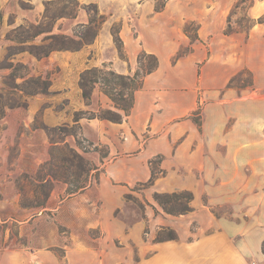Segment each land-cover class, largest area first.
<instances>
[{
  "label": "rangeland",
  "instance_id": "obj_1",
  "mask_svg": "<svg viewBox=\"0 0 264 264\" xmlns=\"http://www.w3.org/2000/svg\"><path fill=\"white\" fill-rule=\"evenodd\" d=\"M128 1L0 0V257L17 251L42 253L47 264H264V127L256 122L247 142L241 136L245 128L233 131L230 99L221 100L225 89L239 94L252 87L251 72L233 75L231 87L208 99L218 105L206 113L196 108L198 131L188 143H172L166 155L144 158L153 136L147 127L137 136V150L109 155L96 129L85 123L93 113L116 110L98 85L84 98L79 80L86 68L123 67L124 43L121 54L115 38L120 21L129 19L133 35L139 28L137 8L122 6ZM166 1L153 0L154 6ZM253 1L218 0L231 5L223 33L245 35ZM167 27L169 37L178 36L173 25ZM197 28L191 21L181 27L192 41ZM38 30L45 31L35 35ZM49 34L82 43L42 55ZM174 43L160 42L167 50ZM190 49L180 44L172 57ZM139 60V66L152 61L144 55ZM119 90L129 98L126 86L117 84L112 92ZM116 157L122 161L114 162ZM149 160L162 171L147 185ZM24 174L53 186L46 208L22 205L18 184L31 180ZM81 184L86 185L81 193H66ZM182 191L192 195L191 210L183 214L164 212L153 197ZM26 196L32 198L30 192Z\"/></svg>",
  "mask_w": 264,
  "mask_h": 264
},
{
  "label": "crops",
  "instance_id": "obj_2",
  "mask_svg": "<svg viewBox=\"0 0 264 264\" xmlns=\"http://www.w3.org/2000/svg\"><path fill=\"white\" fill-rule=\"evenodd\" d=\"M123 4V7L137 8L135 19L139 28L133 35L128 27L129 19L120 21L118 35L124 43L127 60L123 67L112 64V69L118 73H131L142 49L157 56L158 66L144 76L141 88L134 92L130 113L122 122L86 119L85 123L94 127L100 140L108 146L109 155L137 150V136L146 127L153 136L144 158L157 153L168 154L172 143L178 140L179 145L188 143L199 128L190 117L191 113L198 107L206 113L210 106L218 105V101L213 103L208 99H218V90L224 89L229 79L241 69L251 72L252 87L242 89L239 94L225 89L221 100L231 101L236 117L233 131L245 128L246 132L241 136L251 142L255 136L254 124L261 122L260 126L264 127V0H254L248 6L247 15L252 23L244 36L240 31L222 32L230 3L167 0L160 11L154 10L153 0H130ZM188 21L198 24L194 41L182 33L181 27ZM165 25H173L178 36L169 37ZM163 40L175 43L167 50L160 44ZM180 44H189L191 49L173 58ZM80 123L84 124L82 119ZM120 161L122 159L116 157L114 162ZM47 258L42 253L21 256L17 251H10L0 257V264H47Z\"/></svg>",
  "mask_w": 264,
  "mask_h": 264
},
{
  "label": "trees",
  "instance_id": "obj_3",
  "mask_svg": "<svg viewBox=\"0 0 264 264\" xmlns=\"http://www.w3.org/2000/svg\"><path fill=\"white\" fill-rule=\"evenodd\" d=\"M163 7L164 4H155L154 10L160 11ZM43 31L45 30H38L35 32V35ZM118 31L116 33L115 38L119 41L118 51L122 54L123 45L118 35ZM45 38L50 39V42L44 47L42 55H47L53 50L76 49L82 43V41L76 40L71 35L66 34H49ZM84 42H86V40ZM141 53L142 54L137 57L138 68L134 71L133 74L129 73L127 75H123L115 72L111 68L101 69L97 67L86 68L82 71L79 80V86L82 90V96L86 99L90 98L93 89L96 85H98L99 90L106 94L113 101L114 107L116 108V110L104 109V114L93 113L91 116H87L88 119H109L111 122L119 123L122 122L125 116L130 113L134 102V92L141 88L144 76L152 72L158 66V58L154 54L146 53L144 50H142ZM142 55L151 58L152 61H149L143 66H139V63H141V60L139 59H141ZM231 81V79L228 81L226 87H231ZM117 84H121V86H126L130 90L128 94V99L123 97L122 90H119L116 94L112 92L115 85ZM252 85L253 81H251L249 86ZM119 111H123V114H121V112ZM193 115H195V110L191 113L190 117L199 127L200 121L194 119ZM78 118L79 117L77 116L74 120L77 121ZM62 129L63 128L61 127L60 130ZM80 144L81 141L76 139V145L81 148ZM107 153L103 154V156H106ZM157 157L160 158L159 155H157ZM149 163L151 164V175L146 182L147 185L151 184L153 178L157 175V173L162 171L160 168L158 170L154 168L152 160H149ZM89 170L90 169L83 171L88 174ZM24 176L25 178H27L28 176L27 180H29V178H31V180L28 181L27 184H18V189L23 196L21 200L22 205L24 207L32 208L33 211L46 208L48 206V200L53 186L50 185V183H47V181H44V179L42 178H35L32 175L29 176L28 174H24ZM85 187L86 185L81 184L79 186L77 185L73 187H67L65 191L67 194L73 195L81 193L85 189ZM29 192L31 193L32 198H27L26 194ZM153 197L156 202L161 206L162 210L168 214H183L191 210V206L189 203L192 199V195L188 191L154 192ZM167 238L172 237L168 236ZM261 252L264 253V239L261 243Z\"/></svg>",
  "mask_w": 264,
  "mask_h": 264
}]
</instances>
